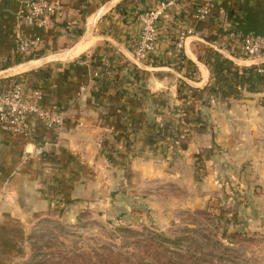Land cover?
Wrapping results in <instances>:
<instances>
[{
	"label": "crops",
	"instance_id": "0c3cea01",
	"mask_svg": "<svg viewBox=\"0 0 264 264\" xmlns=\"http://www.w3.org/2000/svg\"><path fill=\"white\" fill-rule=\"evenodd\" d=\"M28 1L0 0V91L13 82L38 90L64 123L57 133L31 117L27 140L0 129V235L100 198L104 169L133 197L180 184L185 170L199 202L212 199L200 192L206 185L236 191L226 199L241 215L264 217V59H244L238 46L241 36L264 34V0H181L158 22L145 62L133 57L137 16L165 0H50L63 16L44 28L25 24ZM184 28L193 33L177 48ZM18 37L40 39L33 59L20 61ZM165 130L174 135L167 149ZM29 144L43 154L26 158Z\"/></svg>",
	"mask_w": 264,
	"mask_h": 264
},
{
	"label": "rangeland",
	"instance_id": "374dc122",
	"mask_svg": "<svg viewBox=\"0 0 264 264\" xmlns=\"http://www.w3.org/2000/svg\"><path fill=\"white\" fill-rule=\"evenodd\" d=\"M162 136V147L174 144L171 132L165 130ZM108 170L95 180L101 183L100 198L63 205L62 211L36 218L24 231L17 223L6 225L0 235L2 260L11 253V264H95L101 256L114 264L112 256L119 253L134 264H264V217L241 215L226 199L236 191L201 187L200 192H211L212 199L204 204L198 201V189L190 192L181 170L180 184H158L133 197L135 190L119 189ZM151 194L156 201L150 200ZM153 251L167 258L158 256L160 263L153 262Z\"/></svg>",
	"mask_w": 264,
	"mask_h": 264
},
{
	"label": "built area",
	"instance_id": "2783aa9c",
	"mask_svg": "<svg viewBox=\"0 0 264 264\" xmlns=\"http://www.w3.org/2000/svg\"><path fill=\"white\" fill-rule=\"evenodd\" d=\"M105 2L108 0H88ZM181 0H165L146 9L137 16L139 32L134 46L133 57L138 62H145L155 50L157 41V24L178 8ZM26 12L24 22L29 26L44 28L54 19L63 16V10L59 3L50 0H29L25 4ZM197 18L205 19L208 16V8L200 7L196 13ZM193 33L191 28L182 29L175 42L179 48L184 40ZM40 45L39 38H17V53L29 56L34 54ZM239 50L244 59H264V34H246L239 39ZM257 73L264 76V66L257 67ZM37 118L49 131L60 133L63 128V113L57 109L47 107L43 103V95L38 90L26 92L19 82L11 83L0 91V129L13 136L24 140L30 137L29 118ZM30 150L24 149L26 158L41 156L43 148L29 144ZM27 146V147H28Z\"/></svg>",
	"mask_w": 264,
	"mask_h": 264
},
{
	"label": "trees",
	"instance_id": "16d2710c",
	"mask_svg": "<svg viewBox=\"0 0 264 264\" xmlns=\"http://www.w3.org/2000/svg\"><path fill=\"white\" fill-rule=\"evenodd\" d=\"M37 52V51H36ZM36 52L34 53V54H32V55H29V56H25V57H23V59L22 60H20V61H27V60H30V59H33L35 56H36ZM170 243V242H169ZM171 244V243H170ZM145 248H147V249H150L152 246H144ZM11 250H7V252L9 253ZM11 254V253H10ZM10 254H9V256H6V258H7V260L5 261V260H2V256H0V264H11L12 263V260H10V258H14V256L13 257H11L10 256ZM158 256H160L159 255V253L157 252V251H153L152 252V254H151V256H150V258L152 257L153 259H154V261L153 262H158V263H160V261L158 260ZM160 257H162V258H167V256H165V255H163V256H160ZM97 258H99V260L97 261V263H95V264H106V263H108L107 261L109 260V259H107V258H102L101 256H99V257H97ZM111 259V258H110ZM112 259L114 260V264H134L133 262L131 263V261L129 260V258H127L126 256L124 257L122 254H119V253H115L113 256H112ZM112 259H111V261H112ZM142 262L143 261H139V262H137V264H142ZM29 264H31V263H29ZM84 264H93V263H91V262H89V261H85V263Z\"/></svg>",
	"mask_w": 264,
	"mask_h": 264
}]
</instances>
